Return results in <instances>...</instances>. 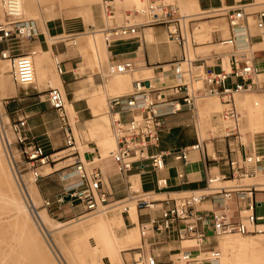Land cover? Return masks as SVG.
Here are the masks:
<instances>
[{
	"label": "built area",
	"instance_id": "obj_1",
	"mask_svg": "<svg viewBox=\"0 0 264 264\" xmlns=\"http://www.w3.org/2000/svg\"><path fill=\"white\" fill-rule=\"evenodd\" d=\"M114 1H100L105 21L98 29L108 45L113 40L137 32L142 26L164 25L167 38L176 42L182 50L181 57L176 58L173 64L177 78L175 82L168 86H154L151 81L146 85V79L136 78L129 92L109 94L106 98V113L114 140L110 156L127 184L123 198L134 199L140 209L157 210L155 214L146 212L145 218L126 227V231L135 228L139 240L123 250L124 263L214 264L220 255L216 245L219 236L230 232H264V214L254 212V204L250 199L258 187L241 182L244 178L264 173V154L250 151L242 158H234L228 153L235 150V147L227 141L228 153L223 155L219 149L218 156L214 155V159L224 161L225 172L210 173L206 169L202 188L168 192L161 197L156 196L154 191L133 189L128 176L134 168L142 171L146 166L153 172L162 171L166 167L167 156L185 163L192 150L200 151L207 159L202 136H198L194 143L178 149L160 147L165 111L177 113L187 109L198 121L196 103L202 96L216 95L221 98L223 104L216 115L221 126L218 135L225 140L232 138L238 144H244L242 118L234 94L251 90L254 84L252 76L258 71L247 31L248 4L234 0L231 5L207 10L218 11L208 15L225 16L230 28V34L219 40L220 44L230 47L227 66L221 65V69L215 71L197 63L194 55L189 56V46L196 43L188 25L195 20L191 16L193 14L181 13L178 5L164 0H142V5L133 8H118ZM2 3L4 17L0 21V58L7 63L8 72L16 84L31 85L35 83L30 57L34 51L25 50L22 42L39 33L38 23L33 18H22L20 0H3ZM254 14L255 25L262 30L264 8L256 10ZM74 36L68 34L64 37L72 42ZM60 63L59 59H55L57 73L63 72ZM134 68L135 64L131 60L110 61L106 71L99 67V73L105 78L114 73L131 72ZM44 96L49 107L57 112L61 126L67 127L65 146L60 153L47 151L45 145L32 136L26 116L4 120L0 111V141L16 179L20 181L22 161L36 182L43 176L40 170L42 165L59 160L61 165L53 170L60 171L63 184L56 202L65 200L73 206H79L86 213L107 209L120 199L110 198L111 192L101 167L86 161L77 148L76 136L64 106V93L59 87L48 85ZM176 175L182 179L184 173L177 171ZM155 184L157 190L166 189L169 180L166 176H159L155 178ZM66 195H69L68 199ZM234 198L242 203L246 198L248 201L241 208L235 209L231 216L233 209L230 203ZM205 200L210 202V207L202 205ZM50 203L49 199H44L45 205ZM188 240L193 242L187 243Z\"/></svg>",
	"mask_w": 264,
	"mask_h": 264
},
{
	"label": "crops",
	"instance_id": "obj_2",
	"mask_svg": "<svg viewBox=\"0 0 264 264\" xmlns=\"http://www.w3.org/2000/svg\"><path fill=\"white\" fill-rule=\"evenodd\" d=\"M241 1L248 4L247 8H253L252 10H247L246 8L248 12L247 31L250 35V41L254 49V62L258 71L252 76L254 82L253 88L251 90L234 94V100L235 104L237 101L239 105L246 109L244 111L245 119H242L243 125L245 127L250 126L254 130L256 128L257 132H246V140H244L243 136V145L238 144V142L232 138L225 140L218 134L211 135L209 133L207 137H204L207 159L200 151L192 150L185 163L174 159L172 156H167L166 167L162 171L153 172L149 169V166H146L142 171H138V169L134 168L129 172L128 180L132 184V177L137 176L138 190L154 191L157 193L156 196L161 197L168 192H185L202 188L205 184L206 169H209L210 173L225 172L226 166L224 165V161L222 159H214V155L218 156L217 150L219 149L222 150L223 155L228 153L226 148L227 141H230L235 147V150L228 153L234 158H242L246 152L250 151L264 154V28L262 30L258 29L254 21V12L264 8V0ZM180 2L184 3L185 0H180ZM196 2L198 8L190 6L185 8L186 12H180L184 14L199 15L201 19L208 15L207 10L215 7L231 5L234 0H211L209 3H202L201 0H196ZM221 16L222 17L201 20L200 22L204 25L205 32L200 33V36L202 37L206 35L207 38L192 45L197 63H202L205 68L215 71H219L221 65L227 66V59L230 52V47L219 43V40L230 34L227 20L225 16ZM76 17L79 16L60 15L47 20V33L51 36L60 34L76 35L79 33L77 31L79 28H85L86 30V28L90 29L91 26L95 27L96 25H99L101 27L103 24V22H100L98 19L95 20V24H86L83 18L81 21H74L73 19ZM223 17L225 18L226 24L222 21ZM213 21H217L220 26H213ZM50 22L54 23V31H51ZM38 29L39 33L30 40V46H33L32 49L36 52L33 54L34 61L39 68L40 66L42 67L41 69L52 65V74H48L44 79L37 78V80L35 79V83L28 86L18 85L13 81L17 88V92L1 99V103L5 108V116H7L8 120L15 119L21 115L26 116L28 128L32 136L39 142L43 143L47 151H49L48 149L53 150L59 147L64 148L67 127L61 126L57 112L54 109L49 107L51 110L50 112H43V108L38 105L41 101L46 102L44 94H39L44 92L48 85L54 83L59 86L64 92L66 102L72 106L71 109L73 113H71L67 107L65 109L69 123V114L74 116V120L70 125L71 127L73 125L72 128L78 133V136L76 137L77 148L80 150L81 147V155L85 160L96 159V163L99 164V167L101 166L104 178L108 184V190L111 192L110 198L121 199L126 194L127 184L118 170L115 169L114 163L109 157V153L108 155H102L100 153L102 149L99 147L100 145L98 142L105 133L103 131L108 130L111 132L108 129L107 124L108 116L104 111L108 90L115 93L125 92L130 86H132V81L137 78L136 72L140 73V71L142 72L145 68H151L153 70V75H155L153 80L151 77H143L146 81H151V83L154 81V83H157L158 74L165 73L166 78L164 79L163 84L157 86L170 85L177 79L173 71V64L176 58L181 57V47L173 40L167 38L166 26L164 25L142 26L135 33L113 40L110 45H107L108 54L106 55V58L108 63L110 61L131 60L135 64L134 70L128 74V85L126 88H121L115 83V75H108L105 78L101 77L99 67L102 71H106V67L102 65L100 58L96 59L98 62L97 70H92L95 60L93 56H91L87 50H84L79 42L76 41L77 37L75 38V42H70V40L63 42L67 39H57L51 42L48 56L43 57L41 55V50H48V39L45 31H43L40 26ZM85 30L81 32H84ZM217 45H222L224 48H216ZM113 47H119V49L114 50ZM197 48H200L201 50L198 51L196 50ZM55 56L61 62L60 65L63 69L62 73H57L55 70ZM38 58L42 59V61ZM45 82H47L48 85L43 84ZM40 96H44V98H40ZM5 98H7V100ZM255 98L258 99L257 103H254V100H256ZM219 99L220 105L223 104L221 98ZM11 104L14 105L12 109L9 108V105ZM46 104L48 103L46 102ZM95 104L102 105L97 107ZM252 104H263L257 120L252 117V114L256 113L255 107L252 106ZM48 106L49 105H47V107ZM240 113L242 118V112ZM50 115H56V118H54L52 122H49L48 120ZM215 119H217V117ZM206 120H208V118ZM198 121L195 120L191 112L187 109H182L177 113H170L166 110L164 113V125L160 134V147L173 150L194 143L197 139L188 134L187 128ZM258 127L260 129H258ZM209 142H211L212 145L213 155H210L212 152H210L209 149L211 148ZM49 144H51V147H47ZM55 152L60 153L61 151L58 150ZM177 171H183L184 176L182 179L176 175ZM159 176H166L168 178V188L157 190L155 178ZM58 177H60V172L58 173ZM182 180H185V182L181 183ZM255 182L259 183L260 181ZM260 183H262V185L264 184V182ZM62 184L63 182L61 183L58 192H55L52 195L46 193V189L42 186V183H40L39 186L37 185L40 197L50 200V205H47L49 208L52 206L57 208L56 199L62 192ZM262 185H259V187L253 191L250 198L253 201V210L256 214H264V185ZM246 201H248V198H246L243 203L240 202L239 199L234 198L230 203L234 210H231V213L233 211L234 215V212L236 211L235 209L241 208ZM202 205L204 207L211 206L208 200H205ZM136 207V220L131 219L128 212L125 210L121 211L125 228L137 220L145 218L146 212L151 214L157 213V210H150L147 208L140 209L138 206ZM218 209H221V207ZM233 215L231 214V216Z\"/></svg>",
	"mask_w": 264,
	"mask_h": 264
},
{
	"label": "bare ground",
	"instance_id": "obj_3",
	"mask_svg": "<svg viewBox=\"0 0 264 264\" xmlns=\"http://www.w3.org/2000/svg\"><path fill=\"white\" fill-rule=\"evenodd\" d=\"M2 1L1 4L3 5ZM114 2L116 7L118 8H129L132 5L140 6L144 3L142 0H115ZM56 5L59 6L58 8H60V6L75 7V9L70 11L71 13H69V15L81 16L83 19H86L87 21L91 20L93 21L92 24H95L92 0H20V12L22 18H35L36 20H39L40 23L37 21L38 25H40V28L45 31L47 35V44L49 45V47L48 50H41V55L43 57L48 56L50 52L51 42L57 39L59 40L60 37L64 36V34L51 36L47 33L46 21L55 18L56 14L59 13V11H52L53 7H55ZM190 6L198 8L196 0H185V2L183 3V8L185 9ZM90 30L92 31H84L76 34V41H78L80 46L84 48V50H87L94 59H98L101 55L106 56L108 54V44L105 42L103 35L99 31V29H95L94 26L90 27ZM72 42H75V40H73ZM33 51L34 53H36L35 50ZM34 53H30L34 68V79H44L48 74H52L53 67L51 65L49 67H44L43 69H41V66L39 68L34 61ZM55 59L58 58L55 56L54 61ZM40 60L42 61V59ZM2 61L4 60L0 58V62ZM7 67L8 65L6 63V68ZM152 71L153 70L151 68H145L142 72L140 71V73L136 72L137 79L143 77H151L153 80V78H155V75H153ZM128 74L129 72H122L114 73L111 75H116L114 77L115 83L119 87L126 88L129 83ZM157 77L158 82L154 83V81H152L151 83L154 86L162 85L164 79L166 78V74L160 73ZM16 92L17 88L10 80V74L5 73V66L1 63L0 99L11 96ZM255 99L256 100H254V103H257L258 99ZM198 100H200V105L204 107V110L208 114H210L212 111L216 112L220 108L218 100L213 95L202 96ZM95 105L98 107L102 104ZM64 106L65 108L67 107L71 113H73L71 109L72 106L71 104L66 102V98ZM252 106L255 107L256 112L252 114V117L257 120L259 117L258 114H260L263 104H252ZM2 110L3 106L0 103V111ZM4 118H7V116H4L3 119ZM203 127L204 125L202 126L201 122L198 121L197 123L190 125L187 128V132L189 135L197 139L200 134L201 136H203ZM259 127L258 129H260ZM103 132H105L103 137L98 141L100 145L99 147L102 149H100V153L102 155H108L109 153V157L111 158L110 150L114 146V140L111 136V132H108V130H105ZM15 155L17 156L16 153ZM210 155H213V152ZM86 161L94 163L97 162L96 159H87ZM10 166L11 165H9L4 159L3 153L0 150V171L8 172L9 170L12 176V170ZM20 180L25 194L20 190V188H18L19 186L14 179L13 182L11 180V182L9 181V183L6 184L3 181V178L0 176V232L6 231L7 234L9 230V235L7 234L8 237H0V264H61L57 256L58 253L56 254V250H54L55 248L48 241L46 242V239L43 235L45 233L49 236V238L50 236L54 237L53 235L55 234V232H57L55 231V229L59 227L53 226L51 218L46 212L45 208H38L41 197L38 191L37 184L33 181L32 183H27L22 174L20 175ZM243 184H255L257 187H259V185H262V183L260 182H243ZM131 187L138 190L139 186L137 176H133ZM113 204H118L117 206L119 207L120 212L125 210L126 212H128L131 219L136 220L137 207L134 199L123 198ZM82 217L83 216H80L79 218ZM80 222H84L82 226L83 228H86L85 235L74 241L72 243V247H65L62 245L60 246L63 253L61 251L59 253H61V255L64 254L63 257L67 264H116L117 261L118 264H121L120 251L122 250V248L124 246L126 247L127 245H130L133 242L136 243L138 239V234L135 228L128 229L126 233H119L118 227L124 224L123 217L120 214H99L94 217L80 219L79 222H76L75 224ZM238 234L239 233H237V235L226 234L224 236L222 235L219 238L217 247L220 250V255L214 264H264V245L258 247L254 245L256 242L254 238L245 237V235L243 234ZM51 240L53 241H51L53 245H55V247L57 248L54 242L55 239L52 238ZM186 242L191 243L193 241L188 240ZM86 255H88L89 258H87ZM204 255H206V253H204Z\"/></svg>",
	"mask_w": 264,
	"mask_h": 264
},
{
	"label": "rangeland",
	"instance_id": "obj_4",
	"mask_svg": "<svg viewBox=\"0 0 264 264\" xmlns=\"http://www.w3.org/2000/svg\"><path fill=\"white\" fill-rule=\"evenodd\" d=\"M1 1L2 0H0V21L4 17V14H3L4 13L3 12V5L1 4ZM100 1L101 0H92V2H93V8H94L93 11H94V18H95V20L98 19L100 22H103L104 20H103L101 8H100ZM201 1H202V3H209L211 0H201ZM164 2H171L173 4H176V5L179 6V9H180L181 12H186V10L183 8V3H181L180 0H164ZM58 7L59 6L56 5L52 9V11L54 10L55 12H58L59 11V13H57L58 15L56 14V16H60V15H62V16H66V15L71 16V15H69V13H71L70 11H72L73 9H75V7H72V6H60V8H58ZM133 7L134 6L132 5L129 8H133ZM54 8H56V9H54ZM66 8H68V9H66ZM252 9L253 8H247V10H252ZM216 12H218V11L208 12V14H210V13H216ZM72 16H75V15H72ZM191 16L195 20L192 21V24H188V25L190 26L191 35L193 36V38H194V40L196 42H201V41H203V40H205L207 38L206 35H204L202 37L200 36V33H204L205 32L204 25L201 24V22H200L201 20L209 19V18L222 17L221 15H206L204 18H201L200 19L199 15H194L193 14ZM33 19H35V18H33ZM73 20L74 21H81L82 20V17L79 16V17L74 18ZM83 20L85 21L86 24L87 23H91L92 24V22H93L91 20H89V21H87L86 19H83ZM36 21H38L40 23L39 20H36ZM222 21L224 22V24H226L224 17L222 18ZM53 24H54L53 22H50L51 31H54L55 30ZM213 24H214L213 26H215V25L216 26H220L217 23V21H213ZM39 26L40 25H38V27ZM96 26H98V27H96ZM96 26H95V29L96 28H100L99 25H96ZM197 26H199V27H197ZM83 30H85V28H79V29H77L78 32H81ZM85 31H92V30L86 28ZM64 36H65V34H64ZM64 36L60 37L59 40H61V39L64 40L65 39ZM74 37L76 38L77 36L75 35ZM31 39H25V40H23L22 44L24 45V49L25 50L32 49L33 46H30V40ZM66 41H68V40H64L63 42H66ZM222 47H223L222 45H217L216 46V48H222ZM113 49L114 50H118L119 47L118 48L117 47H113ZM196 50L199 51L201 49L200 48H197ZM189 52H190V56L193 57L194 52H193V46H191V45L189 46ZM99 58H100V62L102 63V65H104L107 68L108 60H107L106 56L105 55H101V56H99ZM94 60H96V59H94ZM95 62H97V61H95ZM1 63L4 64V66H5V73H9L7 71L8 70V67L6 68V62L5 61H2V62H0V64ZM92 68H93L92 69L93 71H96L97 68H98V62L95 63ZM10 80L13 82L11 76H10ZM43 84L48 85L47 82H45ZM51 85L57 86L54 83L51 84ZM57 87H59V86H57ZM131 88H132V86H130L128 88V90H126L123 93L129 92L131 90ZM41 94L43 95L44 92H41L39 95H41ZM109 94L111 95V94H118V93H115V92H112V91L108 90V95ZM209 96H212V95H209ZM213 96L218 100V104L220 105V99H219V97L218 96H215V95H213ZM40 98H44V96H40ZM1 99H0V103H1ZM197 104H198V109H199V113H200L199 121L201 122V125L202 126L204 125V127L202 128L203 137H207L209 133L211 135L218 134L220 132V127L221 126H220V121L218 120V118L215 119L217 117L216 116L217 115V112L214 113L212 111L210 114H208L204 110V107L200 105V100H198V103ZM1 105H2V103H1ZM38 105L43 108V112H50L51 111L50 108H49V106L47 107L48 104H46L45 101H41L40 104H38ZM13 106L14 105L11 104V105H9V108L12 109ZM221 107H222V104L220 105V108ZM236 107H237V109L240 112H242V119H245V115H244V111L246 110L245 107L239 105V103L237 101H236ZM4 109L5 108L3 107V110L1 111V113L3 114V117L5 116ZM104 111L106 113V107H105V110ZM125 116L126 115H124L123 117H125ZM69 117H70V123L72 124V122L74 120L73 119L74 116H71L69 114ZM54 118H56V115H50L49 118H48L49 122H52ZM207 118H208V120H206ZM4 120H7V118H4ZM107 124H108V129L110 130V128H109V122H107ZM72 127H73V125H72ZM241 130L244 133V140H246V134H245L246 132H248V131L250 133L257 132V130L252 129L250 126L245 127L243 125V123L241 124ZM73 132H74L75 136L77 137L78 136L77 131L75 129H73ZM9 135L12 137V134H9ZM209 144H210V147H211V148H209L210 149V152H212L211 142H209ZM47 147H51V144L47 145ZM62 148L63 147H59V148H56V149H53V150L52 149H48V150L51 151V152H55V151L61 150ZM0 150L3 153L4 159L9 164V162H8V160H7V158H6L5 154H4V151H3V148H2V145H1V141H0ZM80 150H81V147H80ZM150 151H152V148H150ZM60 165H61V163L59 162V160H56L54 162H51L50 164H45L44 166H42L40 168V170H41L43 176L39 180H37L36 182L33 180L32 176H31V173L26 168V164H25L24 161H22L20 163V169H21V172L20 173L22 174V176H24V179H25V181L27 183H32V181H33L38 186H39L40 183H42V186H44L45 189H46V193L48 195H52L55 192H58V190L61 187L62 181H61L60 177H58V173L60 171L59 170H53L54 168H58ZM115 166L116 165H114V167ZM115 169L117 170V167ZM11 170H12V176L13 177L11 176V173L9 172V170H8V172L7 171H3V172L0 171V176L3 178V181L6 184L9 183V181L11 182V180L13 182V179H14L16 181V183L18 184V186H19V187L18 186L17 187L20 188V190L25 194V192L23 190V187L21 185V180L18 181V179H16L12 167H11ZM51 170H53V171H51ZM255 181L264 182V173L263 172H260L255 177H251V179L244 178V179L241 180V182H255ZM56 203H57V208H54V206H52V207L49 208L47 205L44 204V199L41 197L40 203L38 205V208L39 209L45 208L46 209V212L48 213V215L51 218V222H52L53 226L59 227V228H56L55 229V231H57L58 233L54 231L55 234L54 235L52 234L54 237H51L50 236V238H49V236L47 234H45V233L43 235H44V238L46 239V242L48 241L55 248L54 250H56L55 251L56 254L58 253L57 256H58L61 264H63V263L64 264H67V263H66V261H65V259L63 257L64 254L61 255V253H59L61 251V247L60 246L62 245V246H65V247H68V246L69 247H72V245H73L72 243L74 241H76L78 238L83 237L85 235V233H86V228H83V226H82L84 222H80V223L75 224L76 222H79L80 219H86V218L94 217L96 215L104 214V213L105 214L115 213V214L122 215V213L120 212L119 207L117 206L118 204H111L107 209H103V210H100V211H97V212L86 213V212L81 211V208L79 206H73V205L69 204L68 202H66L65 200L62 201V202H60V203H58V202H56ZM135 203H136V201H135ZM231 214L233 215V211H232ZM80 216H83V217L82 218H79ZM118 231H119L120 234L126 233V228L124 227V224L123 225H120L118 227ZM1 232H0V237L1 238L3 236H4L3 238H5V236L8 237L9 230L7 232L8 235L6 234V231H3L2 233ZM227 234H236L237 235V233H235V232H230V233H227ZM243 235H245V237L254 238L256 240V242H255L254 245H256L258 247L264 245V233H262V234H260V233H251V234H243ZM220 237L221 236H219L217 239L219 240ZM52 238L55 239L54 242H55L57 248L55 247V245H53V243H52L53 241L51 240ZM137 241H138V239H137ZM218 243L216 245H218ZM131 244H135V242H133ZM127 246H129V245H127ZM124 249H125V246L120 251V262H121V264H125L124 263L125 252L123 251ZM86 257L89 258L88 255H86ZM116 264H118V261L116 262Z\"/></svg>",
	"mask_w": 264,
	"mask_h": 264
},
{
	"label": "water",
	"instance_id": "obj_5",
	"mask_svg": "<svg viewBox=\"0 0 264 264\" xmlns=\"http://www.w3.org/2000/svg\"><path fill=\"white\" fill-rule=\"evenodd\" d=\"M145 84L148 85V81H145ZM65 198L68 199L69 195H66Z\"/></svg>",
	"mask_w": 264,
	"mask_h": 264
}]
</instances>
